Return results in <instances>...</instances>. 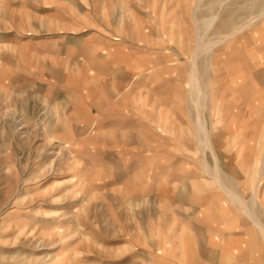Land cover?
<instances>
[{
  "label": "rangeland",
  "instance_id": "obj_1",
  "mask_svg": "<svg viewBox=\"0 0 264 264\" xmlns=\"http://www.w3.org/2000/svg\"><path fill=\"white\" fill-rule=\"evenodd\" d=\"M105 39L126 52L117 100L101 91ZM252 71L264 73V0H0V264L178 259L177 239L165 233L168 213L183 211L180 199H136L139 185L131 177L124 183L117 164L103 173L107 147L126 154L112 157L122 163L136 150L140 159V150L144 157L184 149L175 165L191 185L233 206L237 200L251 221L262 216L264 205L250 204L246 193L264 176V154L254 156L253 171L237 173L249 180L237 188L226 170L247 157L213 152L264 150L262 118H237L232 92L224 91ZM110 112L140 125L122 132L96 122ZM136 129L167 135L173 145L132 137Z\"/></svg>",
  "mask_w": 264,
  "mask_h": 264
},
{
  "label": "crops",
  "instance_id": "obj_2",
  "mask_svg": "<svg viewBox=\"0 0 264 264\" xmlns=\"http://www.w3.org/2000/svg\"><path fill=\"white\" fill-rule=\"evenodd\" d=\"M106 44L108 47H106ZM104 46L107 50L103 51L104 68L102 69L106 83L102 84L101 91L106 93V98L108 97V100L110 98L117 100V97L120 98L119 93L121 89L125 88L127 81V68L122 65V62L126 58V52L122 44L109 39H105ZM133 48L139 49L136 46ZM133 57V59L136 60V56L134 55ZM137 77L138 73L135 71L128 75V78H130L134 84H136ZM263 81V72H247L244 83L229 85L227 88L229 87L230 89H224L225 92L229 91L233 93L230 95V101L231 104H236L235 109L237 110L236 115L238 113V116H236L237 118L244 117L248 120L250 117H261V122L264 123ZM158 88L159 87L156 86L153 92L157 93ZM136 92L137 89L134 87L135 97ZM234 92L236 93L235 95ZM257 102L261 105H257ZM117 103H119V101H117ZM154 103L157 102L153 101L152 104ZM114 106L116 105L113 104L112 107ZM231 115H233V110H231ZM100 120L107 125V128L117 129L122 132H126L132 126L133 130L140 125L139 119L136 120L135 117L123 116L119 112H110V114L105 115L102 119L96 120V122ZM91 122L93 123L94 120ZM160 123L166 124L167 121H161ZM246 123H248V121ZM249 123H252V119H250ZM245 130L248 131L249 127L245 128ZM252 133L253 130L251 131V134ZM165 134L171 133L165 132ZM130 135L139 139H150L157 142L166 141V143H171L173 145V139L162 133H142V131L138 132V129H136ZM214 140L216 146L218 143L221 145L217 135ZM112 149L113 148L107 147V151L105 150L103 152L106 162V168L103 169V173L117 164V168L113 169L117 170L119 173H126L124 183L133 179L134 184L139 185V192H137L136 199H167L169 201L180 199L182 203L183 211L181 210L180 213H168L169 220L171 221L167 223L168 226L166 231L167 229L171 231L165 233L166 235H175L174 238L176 237L177 239V243H175L177 249L175 251H178L176 253L178 259L173 260L174 258L169 259L167 257L166 263L164 264H264V210L261 209L259 213L261 215L263 214L262 216L251 217V219L253 218V222L248 218V212L246 213L238 210L237 200L235 206H233L234 203L232 199H224L220 196L206 194L203 185H200L199 182L191 185L190 175L186 174L185 171L177 170V165H175V158L178 159V157L186 156L184 149L166 147L164 149L162 148V151L157 154H145L144 157L140 150V159H138V152L136 150L134 161H124L123 163L120 160H118V162H112L113 155H126L117 152L118 150L110 151ZM124 151L127 152V150ZM213 152L218 156L247 157L246 160L241 159L238 163L230 166V168L226 170L230 174V182L233 184V187L236 186L237 188L239 185L238 183H240L242 187H247L249 181L247 176L241 179L238 177L237 173H241L243 170L245 172L253 171L254 156L258 157V155L264 154V150L260 152L258 148L251 147H232L223 152L221 148L214 147ZM180 159L184 160V158ZM185 160L188 162V159ZM261 166V173H263L262 168L264 163H261ZM120 176L121 175L118 177ZM130 177L132 179H130ZM191 178H193V180L197 179L195 177ZM254 186H256L255 189L257 191L255 200L257 205L261 207L264 205L263 174ZM254 194L255 191L249 195L246 193V201L250 202V204H252ZM156 195H159V197L157 198ZM211 199H220L221 201L228 200L230 207L228 209L227 207H207V205L211 203ZM189 207H196V210H188ZM158 220L157 218L156 221ZM259 220L263 221V223L258 222ZM255 221L261 225V229ZM141 232L142 230L139 231V233ZM152 232L156 235H162L160 228H157L155 231L152 230ZM173 242L174 240H172L170 245L175 248ZM134 252L144 253L139 249ZM167 252H169V250H167ZM172 256H174V254ZM130 260H122L111 264H127ZM131 262H139V260H132Z\"/></svg>",
  "mask_w": 264,
  "mask_h": 264
},
{
  "label": "bare ground",
  "instance_id": "obj_3",
  "mask_svg": "<svg viewBox=\"0 0 264 264\" xmlns=\"http://www.w3.org/2000/svg\"><path fill=\"white\" fill-rule=\"evenodd\" d=\"M211 151V150H210ZM213 155V154H212ZM215 160V159H214ZM217 161V160H216ZM218 164V163H217ZM216 173V172H215ZM233 180V179H232ZM236 184V183H235ZM256 190H255V194L253 195V199H256ZM238 193V192H237ZM258 224V226L260 227V229H261V225L259 224V223H257ZM262 231V230H261Z\"/></svg>",
  "mask_w": 264,
  "mask_h": 264
}]
</instances>
